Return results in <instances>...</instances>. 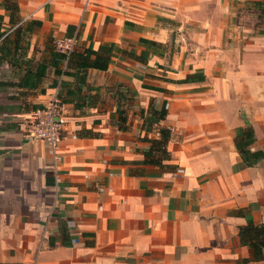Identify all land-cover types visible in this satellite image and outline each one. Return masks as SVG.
<instances>
[{"label":"crops","instance_id":"1","mask_svg":"<svg viewBox=\"0 0 264 264\" xmlns=\"http://www.w3.org/2000/svg\"><path fill=\"white\" fill-rule=\"evenodd\" d=\"M15 1L12 20L0 0V264H264L239 237L264 224V157L235 147L251 127L264 153V0ZM72 35L114 47L84 85L52 63ZM59 79L56 185L26 126ZM161 127L170 157L143 163Z\"/></svg>","mask_w":264,"mask_h":264},{"label":"trees","instance_id":"2","mask_svg":"<svg viewBox=\"0 0 264 264\" xmlns=\"http://www.w3.org/2000/svg\"><path fill=\"white\" fill-rule=\"evenodd\" d=\"M5 8L10 11L11 18L15 16L18 11V5L15 0H5ZM13 20V19H12ZM114 47L108 45H100L97 49L85 48L81 51L72 52L68 62L67 70L60 69L61 55L54 51V59L52 61L55 72L57 74L72 75L77 83L84 85L86 84V71L89 68H95L99 70H106L108 67L110 56L113 54ZM43 72L46 65L42 63L40 66ZM189 78V76H188ZM56 82L54 83L55 86ZM67 94L70 92L67 91ZM61 101H65L63 98ZM166 114L165 108L160 110H155L148 108L149 117L145 119V123H149L151 120H155L159 123ZM119 127H126L125 119L121 118ZM159 138H150V147L144 153L143 163H151L155 165H160V161L153 158V151H157L162 158L168 159L170 157L166 150V144L170 137V130L166 127H161L159 129ZM254 141V132L251 127L237 128L235 136V147L239 154L241 155L244 163L246 165H253L264 157L262 151H251L249 145ZM239 237L240 241L248 245L251 249V259L259 261L263 259L264 256V224H255L252 219L248 218L246 224L239 227Z\"/></svg>","mask_w":264,"mask_h":264},{"label":"built area","instance_id":"3","mask_svg":"<svg viewBox=\"0 0 264 264\" xmlns=\"http://www.w3.org/2000/svg\"><path fill=\"white\" fill-rule=\"evenodd\" d=\"M76 36H66L63 38H56L53 41V49L56 53L61 55V64L66 68L67 62L75 50ZM61 87V80H57L53 91L50 93L47 100L41 105L33 109L31 116L28 119L26 126L27 136L31 140H41L45 143L52 154L54 182L57 185L62 181L60 173L57 172L58 162L61 160L59 154V146L62 138V133L65 127V120L63 117V103L59 95ZM47 224L41 234V240L46 235ZM49 228V227H48ZM30 264H36L35 261Z\"/></svg>","mask_w":264,"mask_h":264}]
</instances>
